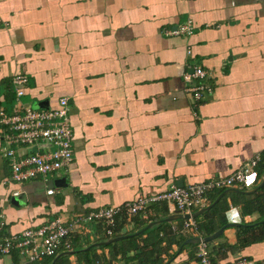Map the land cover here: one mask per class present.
Wrapping results in <instances>:
<instances>
[{
  "label": "crops",
  "instance_id": "obj_1",
  "mask_svg": "<svg viewBox=\"0 0 264 264\" xmlns=\"http://www.w3.org/2000/svg\"><path fill=\"white\" fill-rule=\"evenodd\" d=\"M187 20L191 36L167 34ZM196 66L212 86L199 101L185 91ZM18 74L28 78L23 105L48 109L68 99L73 163L46 180L11 183L0 138V216L8 235L225 178L255 157L258 167L262 162L264 0H0V108L8 113L18 110L11 84ZM237 195L220 198L228 205L227 224L236 226L211 241L214 259L262 264L264 239L244 245L237 232L260 216L242 215L231 201ZM159 209L151 208L147 220L135 216L110 237L104 226L92 230V245L120 238L115 246L95 247L92 264H151L144 254L131 260L115 251L166 219ZM165 223L135 235L136 242L161 251L157 264H197L196 244L186 242L203 233L178 236ZM11 254L1 255L0 264L13 263ZM68 264H78L77 257Z\"/></svg>",
  "mask_w": 264,
  "mask_h": 264
},
{
  "label": "built area",
  "instance_id": "obj_2",
  "mask_svg": "<svg viewBox=\"0 0 264 264\" xmlns=\"http://www.w3.org/2000/svg\"><path fill=\"white\" fill-rule=\"evenodd\" d=\"M193 32L192 22L187 20L167 34L189 37ZM190 78L192 81L187 84L185 91L195 101L212 92V86L207 83L208 74L201 66L193 68ZM27 82L28 78L24 74L13 76L11 84L15 90L18 110L8 113L0 108L2 156L6 159L10 170L9 181L14 184L37 179L46 180L56 176L62 169L68 170L73 163L71 106L68 99L60 98L56 107L48 109H33L25 106L20 99L24 95ZM20 150L27 151L21 153ZM258 163L259 158L255 157L225 178L212 179L186 187L173 186L164 193L140 196L120 207L108 206L88 213H76L64 221H50L19 234L3 235L4 224L0 216V234L3 235L0 241V255L7 256L12 250H18L21 260L35 262L43 257L71 252V238L77 235L89 236L91 240L94 238L92 224L102 223L105 236L110 237L118 220L124 219L128 224L137 215L147 220L150 208L157 204L165 205L168 216H189V219H182L180 226L172 223L173 233L179 236L197 237L196 222L190 217L195 209L206 208L208 196L213 192L229 189L247 191L256 187L259 180ZM47 193L52 195L53 191L48 190ZM16 195L18 193L14 194ZM199 239L195 254L197 264H214L209 244L202 237ZM233 264L253 263L239 259Z\"/></svg>",
  "mask_w": 264,
  "mask_h": 264
},
{
  "label": "trees",
  "instance_id": "obj_3",
  "mask_svg": "<svg viewBox=\"0 0 264 264\" xmlns=\"http://www.w3.org/2000/svg\"><path fill=\"white\" fill-rule=\"evenodd\" d=\"M262 163H264V156L262 158V162H261L260 166L257 169L259 177L262 175V172L264 169V167H263L264 165ZM224 191L225 190L216 191L215 192L216 194L213 197V199L210 201L209 206ZM231 197L235 198L236 196H231ZM234 200L235 199H233L231 201H233L234 204L237 203L239 205V207L241 208L242 215L246 216V215H251L253 213H258L260 216L259 220L256 223H253L251 225H245L243 227L240 226L238 228L237 232H239L241 234V237L243 236V238H244V241L243 242L241 241V243L244 245H247L250 242L262 241L264 239V223L262 222L264 220V185L259 190H257L256 192H254L252 194H248V195H242L241 194L237 197V201L236 200L234 201ZM151 208H153L155 210H157V208H160L159 210H162L163 212H165L166 217L168 216L166 207L163 204H161V205L157 204L155 206H152ZM227 208H228V205L226 204V200L222 199V200L218 201V203L215 204L214 207H212L209 211L203 213L202 216L194 219L196 224H197V228L199 229L200 232L203 233L204 237L211 236L212 234H214L216 231H218L220 228H222L223 226H225L227 224V220L225 219V216H224L225 212H227L226 211ZM137 216L139 217L140 215H137ZM156 218L155 219L149 218L148 221L149 220H151L153 222L157 221ZM119 221H118L119 222L118 226H116L115 229H113V235H114V232L117 231V229L121 230V227H122L121 225H123L125 223L124 219H120ZM163 223H165V222H163ZM100 225L103 226L102 223L92 224V230L95 231ZM164 225H167L168 228L170 229L171 233H173L171 230L172 224L165 223ZM149 232H150V230H147L143 233V235L146 233L148 234ZM2 234L8 235V234H6V227L5 226H4V230H3ZM2 234H0V241H1V237L3 236ZM154 235L155 236H153L152 238L157 237L156 244L159 245L161 242V239H158L159 234L157 235V233H156ZM175 235H177V234H175ZM139 237L140 236L132 235L131 237L126 238V240L129 241V247L126 250H119L118 252L115 251V253L123 254L126 257V259H131V260L137 259L136 257L144 254L146 257H144L143 260L146 259V261H147V259H148V262L151 264L160 263L159 261L155 260V254L160 256L161 251L160 250H155V251L147 250V248L145 246V244H146L145 242H143L142 246H140L136 242ZM241 237L239 238V240L241 239ZM249 237H251V239H249ZM123 240H125V239H123ZM178 241H180L179 245H181V247L186 246L185 245L186 240H182L180 237ZM70 243H71L70 247H71L72 255L77 257L78 264H83V263L84 264H92L91 259L94 256L93 251H95V249H97V248L91 247L92 243L91 244L89 243L87 236L77 235V236L71 238ZM207 243L209 244V248L211 251L212 261L214 264H216V261L214 259V254L216 255L217 252H216V250H214L211 242H207ZM115 244L116 243L110 244L107 246H103L100 248H109L111 246H115ZM87 248H90V249H87ZM16 251H17V255H18V250H16ZM12 252H13V250L10 252V254ZM130 252L134 253V255H132V257L128 256V254ZM64 253H66V252H64ZM60 254H63V252L59 253L58 255H60ZM17 255H16V253L11 254L13 264H19L18 260H17ZM58 255L53 256V257H43L40 261L26 262V264H68V259H69V256H71V255H69V256L62 255L58 259H56ZM130 262H132V261H130Z\"/></svg>",
  "mask_w": 264,
  "mask_h": 264
},
{
  "label": "water",
  "instance_id": "obj_4",
  "mask_svg": "<svg viewBox=\"0 0 264 264\" xmlns=\"http://www.w3.org/2000/svg\"><path fill=\"white\" fill-rule=\"evenodd\" d=\"M35 149H33L34 151ZM264 185V169H263V172H262V177H261V181L260 183L252 190H247V191H238V190H233V189H229V190H225L224 192H222V194L208 207L206 208H203L193 214H191V218L195 219L197 218L199 215L209 211L212 207H214L215 204L218 203V201L220 200L221 197H223L224 195L226 194H229V193H238V194H242V195H248V194H252L254 192H256L258 189H260L262 186ZM181 219H189V216L186 215L184 217L180 216V215H173V216H168L166 219H164L163 221H159V222H156V223H150L146 226L145 229L141 230L140 232L136 233L135 235H139V234H142L144 231L152 228L153 226H155L156 224H161L162 222H166V223H172V222H175L176 220H181ZM263 223H264V220H263ZM236 224H226L225 226H223L222 228H220L218 231H216L214 234H212L211 236L209 237H205L203 238L204 241L206 242H211V241H214L215 239L219 238L222 234H223V231L228 228V227H235ZM120 240V238H113V239H109V240H106L105 242H101V243H97V244H93L91 247H100V246H107L111 243H114L116 241ZM199 238H193V239H190L188 240V242H186L187 244H197L199 242ZM87 249H90V248H87ZM62 255H66V256H69V255H72V252H66V253H63V254H60L57 256L56 259H58L60 256Z\"/></svg>",
  "mask_w": 264,
  "mask_h": 264
},
{
  "label": "rangeland",
  "instance_id": "obj_5",
  "mask_svg": "<svg viewBox=\"0 0 264 264\" xmlns=\"http://www.w3.org/2000/svg\"><path fill=\"white\" fill-rule=\"evenodd\" d=\"M173 223V222H172Z\"/></svg>",
  "mask_w": 264,
  "mask_h": 264
}]
</instances>
